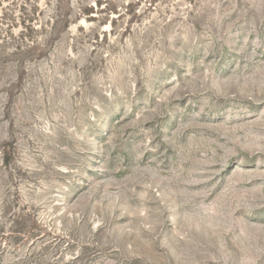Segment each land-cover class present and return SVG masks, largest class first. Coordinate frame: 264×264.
<instances>
[{"label": "rangeland", "instance_id": "rangeland-1", "mask_svg": "<svg viewBox=\"0 0 264 264\" xmlns=\"http://www.w3.org/2000/svg\"><path fill=\"white\" fill-rule=\"evenodd\" d=\"M0 264H264V0H0Z\"/></svg>", "mask_w": 264, "mask_h": 264}]
</instances>
